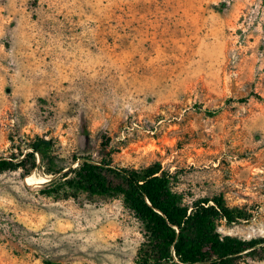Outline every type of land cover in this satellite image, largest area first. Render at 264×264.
<instances>
[{
	"label": "rangeland",
	"instance_id": "1",
	"mask_svg": "<svg viewBox=\"0 0 264 264\" xmlns=\"http://www.w3.org/2000/svg\"><path fill=\"white\" fill-rule=\"evenodd\" d=\"M36 138L63 172L109 141L186 204L243 210L223 238L264 240V0H0V159ZM44 170L0 175V264H136L122 197H46Z\"/></svg>",
	"mask_w": 264,
	"mask_h": 264
},
{
	"label": "trees",
	"instance_id": "2",
	"mask_svg": "<svg viewBox=\"0 0 264 264\" xmlns=\"http://www.w3.org/2000/svg\"><path fill=\"white\" fill-rule=\"evenodd\" d=\"M108 143L102 145L101 160L78 158L73 161L76 167L63 172L66 167L60 166L53 142L36 138L27 145V153L19 149L18 154L0 159V175L22 170L27 177L43 167L53 177L40 191L46 197H122L145 230L136 264H243L245 255L264 260V240L223 238L220 234L223 222L231 225L248 219L243 210L229 207L224 195L199 198L188 205L159 165L143 169L113 165Z\"/></svg>",
	"mask_w": 264,
	"mask_h": 264
},
{
	"label": "crops",
	"instance_id": "3",
	"mask_svg": "<svg viewBox=\"0 0 264 264\" xmlns=\"http://www.w3.org/2000/svg\"><path fill=\"white\" fill-rule=\"evenodd\" d=\"M13 1H17V0H9V2L13 3ZM20 2H26L27 0H19ZM24 13V12H23ZM21 15V13H20Z\"/></svg>",
	"mask_w": 264,
	"mask_h": 264
}]
</instances>
